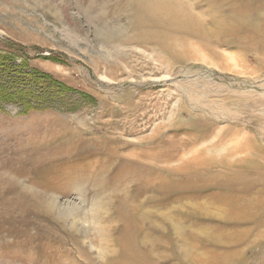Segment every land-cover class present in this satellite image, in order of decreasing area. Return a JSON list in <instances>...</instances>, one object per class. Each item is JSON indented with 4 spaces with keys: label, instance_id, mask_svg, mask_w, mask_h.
<instances>
[{
    "label": "rangeland",
    "instance_id": "1",
    "mask_svg": "<svg viewBox=\"0 0 264 264\" xmlns=\"http://www.w3.org/2000/svg\"><path fill=\"white\" fill-rule=\"evenodd\" d=\"M0 98V264H264V0H0Z\"/></svg>",
    "mask_w": 264,
    "mask_h": 264
},
{
    "label": "bare ground",
    "instance_id": "2",
    "mask_svg": "<svg viewBox=\"0 0 264 264\" xmlns=\"http://www.w3.org/2000/svg\"><path fill=\"white\" fill-rule=\"evenodd\" d=\"M145 5H146V3H145ZM169 6H170V5H169ZM156 8H157V7H153V9H152V11L154 10L153 12H155V13L157 12V11H156ZM166 9H169V7L166 8ZM140 10H141L142 13H141V15H139V16H141V17L139 18V21H138V22L141 23V24L143 25V24L147 23V21H148L149 18L147 19L146 16H144L145 14H143V12H145V9H140ZM162 10H163V9H162ZM169 10H170L169 13H165V12H163V11H162V12L160 11V12H161V13H165V14H166V17H167V18H170V19H171V18H175L176 16H178V14H176L175 11H174L172 8H170ZM152 11H149V12L152 13ZM158 12H159V11H158ZM145 13H148V12H147V9H146V12H145ZM190 17H192V16H190ZM172 22H173V20H172ZM145 25H146V24H145ZM164 27H165V26H164ZM170 32H171V30H166V29H163V30H161V31L159 30V32H158V31H152V30H150L149 33L146 32L145 35L147 36V35L149 34V35H151L152 37L157 38V39L160 40V38H162L163 36L166 37V36H167L166 34H170ZM130 262L132 263V261H130Z\"/></svg>",
    "mask_w": 264,
    "mask_h": 264
},
{
    "label": "trees",
    "instance_id": "3",
    "mask_svg": "<svg viewBox=\"0 0 264 264\" xmlns=\"http://www.w3.org/2000/svg\"><path fill=\"white\" fill-rule=\"evenodd\" d=\"M15 46H17V45H10V46H7V47H10L11 49H13V48H17L18 49V46L17 47H15ZM19 50V49H18ZM33 77H35L34 79L35 80H37V81H40V80H44V82L45 81H50V79H51V77H45L44 75H42V74H39V73H37V72H35L34 73V75H33ZM48 83V82H47ZM0 99H2V98H0ZM4 100L5 101H7V102H10L8 99H6V98H4ZM28 106V105H27ZM30 108V107H29Z\"/></svg>",
    "mask_w": 264,
    "mask_h": 264
},
{
    "label": "crops",
    "instance_id": "4",
    "mask_svg": "<svg viewBox=\"0 0 264 264\" xmlns=\"http://www.w3.org/2000/svg\"><path fill=\"white\" fill-rule=\"evenodd\" d=\"M203 262H205V263H203V264H209V262H206V261H203Z\"/></svg>",
    "mask_w": 264,
    "mask_h": 264
}]
</instances>
